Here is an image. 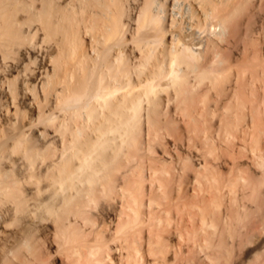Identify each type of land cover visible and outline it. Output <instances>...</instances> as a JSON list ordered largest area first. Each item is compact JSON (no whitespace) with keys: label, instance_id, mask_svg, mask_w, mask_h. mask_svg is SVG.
I'll use <instances>...</instances> for the list:
<instances>
[{"label":"bare ground","instance_id":"6f19581e","mask_svg":"<svg viewBox=\"0 0 264 264\" xmlns=\"http://www.w3.org/2000/svg\"><path fill=\"white\" fill-rule=\"evenodd\" d=\"M178 2L0 0V264H264V0Z\"/></svg>","mask_w":264,"mask_h":264},{"label":"rangeland","instance_id":"374dc122","mask_svg":"<svg viewBox=\"0 0 264 264\" xmlns=\"http://www.w3.org/2000/svg\"><path fill=\"white\" fill-rule=\"evenodd\" d=\"M182 2L184 3L185 0H179L178 4L180 3V5L182 6V5H183ZM169 5H170V4H169ZM169 5H168V6H169ZM166 6H167V5H166ZM245 13H246V12H244V13L241 14V15L239 14L240 16L238 17V19L240 20V22H241L242 20L245 19ZM240 18H241V19H240ZM204 26H205V25H204ZM204 26H203V30H202V31L206 32V30H208V26H207V25H206L205 27H204ZM207 32H208V31H207ZM207 32L204 33V35H203V32L200 33L201 36H204V37H202V39H203V38L205 39V40H204L205 43H206V41L208 40V36H209V34H208ZM206 34H208V35H206ZM196 100H198V99H196ZM199 100H200V99H199ZM195 103H197V101H196ZM144 114H145V112H144ZM143 119H144V117H143ZM173 133H174V132H173ZM177 133L179 134L178 131H177L176 133H174V134L176 135ZM169 137H170V136H169ZM195 138H196V137H195ZM167 140H168V139H167ZM169 140L173 141L174 139H169ZM169 140H168L167 143L170 144L171 141L169 142ZM196 141L201 142L200 138H198V139L196 138ZM171 144H172V142H171ZM201 144H202V143H201ZM217 152H218V151H217ZM219 153H220L219 155H222V154H221V151H220ZM217 155H218V154H217ZM214 156H215V155H214ZM208 157H209L208 159L212 158V157H210V156H208ZM213 158L215 159V158H217V156H215V157H213ZM213 158H212L211 161L214 160ZM222 159H223V158H222ZM225 159L228 160V158H225ZM222 162H223V161H219L218 163L221 164ZM224 163H225V162H223V164H224ZM229 163H230V162H227L226 165L224 164V167H223L224 170H223V168H222V170H223L224 172H228V169L230 168V164H229ZM228 164H229V165H228ZM191 171H193V170H191ZM190 173H191V172H190ZM192 173L194 174V171H193ZM192 173H191V175H192ZM194 175H196V173H195ZM192 176H193V175H192ZM192 176H190V179L194 177V176H193V177H192ZM226 176H227V175H226ZM226 176H225V179H227ZM186 179H187V180H186ZM186 179H185V180L187 181V183H185L186 181H183V182H184V183L182 182L183 185H181V182H178V181H177V182L180 183L179 186H177L176 184H172L174 187L177 188V189H176V188H173V190H174V189H175V191H176V190H179V192H180L181 189H184V190H181V191H182V192H187V193L184 194V199L186 198V201H187V199H190V200H191V198H193L191 201L196 200V201H193V202H197V199H198L199 197L201 198L204 194H208V192L212 193L211 191H213L211 188H209V186L211 187V185H212V184L210 185L209 183H213V182H208L209 186H208V185H207L208 187L206 186V187H207V190H206V189H205L206 187H205V184H204V183H207V182H204V181H203L202 184H204V186L202 187V184H201V183H199V182H198L197 184L194 183V182H195L194 178L191 179L192 181L194 180V182H190L191 180H189L187 177H186ZM175 182H176V181H175ZM175 182H173V183H175ZM189 182H190L191 184H190ZM200 182H202V181H200ZM178 183H177V184H178ZM186 184L189 185V186H186ZM198 184H199V185H198ZM147 185H148V184L146 183V186H147ZM193 185H195V187H194ZM200 185H201V186H200ZM173 186H172V187H173ZM180 186H181L182 188H179ZM197 186H198L200 189H199ZM183 187H184V188H183ZM188 187H189V188H188ZM201 188H203V189H201ZM208 188H209L211 191H209ZM204 189H205L206 192L203 191ZM213 189H214V188H213ZM225 189H226V188H225ZM185 190H186V191H185ZM187 190H188V191H187ZM194 190H195V191H194ZM198 190H199V191H198ZM214 190H215V189H214ZM175 191H174V192H175ZM223 191H224V190H223ZM223 191H222V192H223ZM227 191H228V188H227V190H225V191L223 192V193H225V195H227V197L224 196V195L222 194L221 191H220L221 194H219L220 196L223 195L224 197H226V199H223L224 197L222 196V197H223L222 200H223V201L226 200L225 202H227V201L229 202V200H227V199H230V197H231V195H228V194H229V191H228V194L226 193ZM179 192H178V193H179ZM182 192H180V193H181L180 195L183 196V193H182ZM197 192H198L200 195H199ZM201 192H204V193L202 194ZM216 192H217V191H216ZM216 192H213L212 194H215ZM159 193H160V192H159ZM178 193L175 192L174 196H177ZM196 193H197L199 196H197ZM210 193H209V194H210ZM188 194H189V195H188ZM192 194L195 195V196H193ZM201 194H202V196H201ZM209 194L207 195L208 198H209L210 196H212V195H209ZM239 194L241 195V192L238 193V195H239ZM185 195H186L187 197H186ZM191 195H192V196H191ZM171 196H173V195H171ZM207 196H206V195L203 196V197L201 198V200H200V198H199L198 201L200 200V203H201V201H203L204 198L207 197ZM213 196H214V195H213ZM215 196H216V194H215ZM215 196H214V197H215ZM188 197H189V198H188ZM190 197H191V198H190ZM196 197H197V198H196ZM216 197H217V196H216ZM228 197H229V198H228ZM194 198H196V199H194ZM210 198H211V197H210ZM210 198H209V199H210ZM212 198H213V197H212ZM212 198H211L210 200L208 199V201H207V202L205 201V202H206V203L211 202V201H212ZM220 198H221V197H220ZM202 199H203V200H202ZM167 200H168V199H167ZM168 201H170V200H168ZM184 201H185V200H184ZM184 201L182 200V202H184ZM191 201H190V202H191ZM165 202H167V201H165ZM171 202H172V201H171ZM173 202H175V201H173ZM173 202H172V203H173ZM177 202H178V201H177ZM190 202H189V203H190ZM203 202H204V201H203ZM203 202H202V203H203ZM205 202H204V203H205ZM228 202H227V203H224V205H228V204H229ZM167 203H168V202H167ZM187 203H188V202H187ZM206 203H205V204H206ZM218 203H219V202H217V204H216L217 206H218ZM191 204H192V203H191ZM209 204H211V203H208V204H207V205H208V208H210V207H209ZM207 205H205V206H207ZM211 205H213V203H212ZM203 208H204V207H203ZM214 208H215V207H214ZM223 208H224V206H223ZM223 208H222V209H223ZM191 209H193V208H191ZM206 209H207V208H206ZM220 209H221V208H220ZM220 209L218 210V212H217V210H216L217 213H213L211 210L214 211V209H213V208H210V211H207V210H208V209H207V210H206L207 212H205V213L207 214L208 212H212V214H215V215H216V214H219V213H220L219 211L222 212V209H221V210H220ZM195 210H196V209H195ZM195 210H193L194 213L192 212V210H190V212H192V213L194 214V216L196 215L195 218H193V219H195L196 221L192 219L193 214L189 215L190 212L187 213V212L185 211V212H186V213H185L186 215L184 214V215L187 217V218L185 217V223L187 224V222H188L187 225L184 223V224L186 225L185 230L188 229V232H189V233L192 232L193 234H194V232H195L194 229H196L198 225H199V227H200V226L202 227V225H203V224H202L203 222H200V221L203 220L202 218L200 219V217H201L200 214H201V213H204V212L199 213L200 211H199L198 209L196 210V212H195ZM187 211H188V210H187ZM197 211H198V212H197ZM174 213L176 214V211H175ZM198 213H199V214H198ZM175 214H173V216H174ZM180 214H181V213H180ZM187 214H188V215H187ZM206 214H205V216H206ZM212 214H211V215H212ZM220 214H221V213H220ZM220 214H219V217H220ZM198 215H199V216H198ZM201 215H202V214H201ZM211 215L209 214V216H208V214H207L208 218H207V219L205 218L206 223H207V220L209 219V217H210V221L212 220V218H214L213 220H215V221H216V218H219L218 215H217V216L214 215V217L211 216ZM175 216H176V215H175ZM197 216H198L199 218H197ZM205 216H204V217H205ZM207 216H206V217H207ZM176 217H177V219L180 218V219L177 221V223H178V224H182V225H178V224L176 225V223H175L174 221L177 220V219H172V220H174V221L171 220V224L173 225L172 228H171V225H169V224L166 225V229H167V231H168V229L170 230L169 233H171L172 230H175V229H176V226H183V222H184V221H183V216L181 215V217H180V215H179V216H176ZM176 217H174V218H176ZM178 217H179V218H178ZM181 218H182V219H181ZM180 220H182L183 222L180 223V222H179ZM191 220H192V222H191ZM49 221H50V220H49ZM193 221L197 222L198 225L196 226V225H195V222L193 223ZM215 221H212L213 224H215V223H214ZM50 222H51V221H50ZM50 222H48V223L45 222V223H46V224H50ZM198 222H200V223H198ZM45 223H44V224H45ZM166 223H167V222H166ZM168 223H169V222H168ZM173 223H174V224H173ZM190 223H192V224H194V225L192 226V224H190ZM210 223H211V222H210ZM201 224H202V225H201ZM208 224H209V222H208ZM174 225H175V229H174ZM185 225H184V226H185ZM210 225H211V224H210ZM184 226H183V227H180V228H184ZM187 226H188V227H187ZM216 226H217V224H216ZM167 227H169V228H167ZM189 227H190V229H192V230H190ZM191 227H192V228H191ZM193 227H194V228H193ZM201 227H200V228H201ZM162 228H163V227H162ZM162 228H160V229H162ZM163 229H165V228H163ZM163 229H162V231H164ZM198 229H199V228H198ZM198 229H196L197 232L200 231V230L198 231ZM204 229L206 230V228H204ZM204 229L201 228V231H200V232H201V235H202V234H205V232H203ZM207 229H208V230H206V231H208V232H210L211 230H212L211 232L215 231V229H213V227H211V229L208 227ZM209 229H210V231H209ZM176 230H177V231H176ZM176 230H175V231L178 233V234H177V237H176V232H175V231H174V234H175V235H173V233H171L172 237H169V236H171V235H169V234H168V236H167V237H169L170 243H171V244H174V245L179 244V242H177V241L179 240V238L182 237V236L179 237V234H182V233L185 232L184 229H178V228H177ZM178 230H183L184 232L179 233ZM202 230H203V231H202ZM165 231H166V230H165ZM165 231L162 232V233H164V234L166 235V232H165ZM190 231H191V232H190ZM193 231H194V232H193ZM202 232H203V233H202ZM189 233H188V234H189ZM192 233H191V234H192ZM184 234H186L185 236H186L187 238L190 237V236H187L188 234H187L186 232H185ZM184 234H182L183 237H184ZM193 234H192V236H191L192 238H193ZM195 234H196V233H195ZM195 234H194V236H195ZM198 234L200 235V233H198ZM189 235H190V234H189ZM199 235H197V236H199ZM201 235H200V236H201ZM197 236H196V237H197ZM202 236H203V235H202ZM202 236H201V237H202ZM178 237H179V238H178ZM183 237H182V239H180V240H181L180 243H182L183 241H186V240H187V238H186V240H184L185 237H184V239H183ZM196 237H195V238H196ZM170 238H171V239H170ZM192 238H191L190 240H189V238H188V240H187L188 242H187V244H186L187 247H188V249L190 248L191 251H192V248H193V250H194V247L196 248V250L199 248V244H197V243L195 244V242H194V238H193V239H192ZM197 238H199V237H197ZM197 238L195 239V241L197 240ZM175 240H176V241H175ZM191 240H193V241L191 242ZM201 240H202V238L198 239L196 242L201 241ZM175 243H177V244H175ZM185 243H186V242H184V244H185ZM198 243H199V242H198ZM201 243L203 244L204 242H201ZM193 244H194V246H193ZM174 245H173V246H174ZM186 245H183V246H186ZM243 247H244V246H243ZM243 247H242L241 251H239V252L244 251V252H243V254H244V253L247 252V250H249V247H248L247 245L245 246L246 249L243 248ZM175 248H176V246H175ZM183 248L186 250V252H188V249H186L185 247H183ZM173 249H174V247H173ZM173 249L171 250L172 252H174L177 248H176L175 250H173ZM206 250H207V249H206ZM208 250H209V249H208ZM191 251L189 252L191 256H192L194 253H196V252L193 251L194 253L191 254ZM198 251L201 252L200 248H199V250H197V252H198ZM209 251H211V250H209ZM245 251H246V252H245ZM199 252H198V254H199ZM207 252H208V251H207ZM202 253H204V252H202ZM202 253H201V254H202ZM191 256H190V257H191ZM198 256H200V257H198ZM198 256H197L196 254H195V256H194V257H195V261L193 260V262H197L196 264H198V263H200V264H206V263H207V264H211V263L213 262V261H211L210 259H209L208 261H207L206 259H205V261H203V259H204V257H203L204 255H203V254H202V255H198ZM202 257H203V259H201ZM60 258H61V256H60ZM62 258H64V257L62 256ZM62 258H61V260H63ZM209 261H211V263H210ZM190 263H191V262H190ZM191 264H194V263H191ZM213 264H214V262H213Z\"/></svg>","mask_w":264,"mask_h":264}]
</instances>
